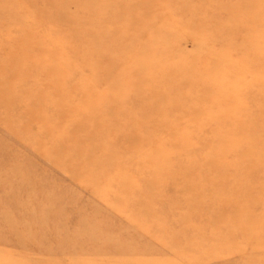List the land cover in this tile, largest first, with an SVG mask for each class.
I'll use <instances>...</instances> for the list:
<instances>
[{
	"label": "rangeland",
	"instance_id": "obj_1",
	"mask_svg": "<svg viewBox=\"0 0 264 264\" xmlns=\"http://www.w3.org/2000/svg\"><path fill=\"white\" fill-rule=\"evenodd\" d=\"M0 264H264V0H0Z\"/></svg>",
	"mask_w": 264,
	"mask_h": 264
}]
</instances>
